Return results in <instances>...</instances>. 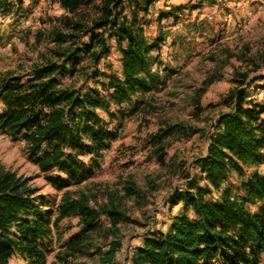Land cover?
<instances>
[{"label":"trees","instance_id":"obj_1","mask_svg":"<svg viewBox=\"0 0 264 264\" xmlns=\"http://www.w3.org/2000/svg\"><path fill=\"white\" fill-rule=\"evenodd\" d=\"M157 1L59 0L64 13L53 16L45 33L37 35L39 42L42 34L47 37L46 49L27 67L0 71V131L23 140L49 183L63 191L59 202L50 200L28 177L0 167V264H11L15 254L27 264H262L264 101L253 99L250 87L261 81L255 87L264 88V73L251 78L261 66L256 60L234 73V85L224 98L228 108L204 133L206 152L194 162L199 171L183 169L184 186L169 194L170 207L181 205V211L171 215L165 229L148 230L123 262L118 257L123 248L119 222L130 219L124 201L146 198L149 192L134 178L120 190L108 188L102 199L74 189L102 165L127 117L152 110L147 94L163 82L161 71L169 69L160 60L169 31L161 27L155 37L147 31L146 16ZM219 1L172 5L159 10L157 19L162 24L173 17L177 23L187 8L191 13ZM25 2L0 0L1 18L12 17V24L25 19L30 13ZM185 27L187 34L171 40L183 55L193 49L189 33L204 36L213 30L206 18ZM113 47L120 53V66L103 69L102 60ZM81 78L85 83L78 85ZM215 79L207 78L205 88ZM200 131L186 122H166L147 135L146 143L166 165L167 144L174 136ZM233 173L238 185L231 180ZM72 216L78 217L79 229L49 261L54 228Z\"/></svg>","mask_w":264,"mask_h":264},{"label":"rangeland","instance_id":"obj_2","mask_svg":"<svg viewBox=\"0 0 264 264\" xmlns=\"http://www.w3.org/2000/svg\"><path fill=\"white\" fill-rule=\"evenodd\" d=\"M196 1L160 0L152 5L146 16L149 21L148 35L155 37L161 27L170 33L160 51L162 68L169 69L161 71L163 82L147 94L152 110L142 116L139 113L128 116L119 138L105 152L102 165L86 182L74 187L86 191L93 199L96 195L102 199L108 188L120 190L126 180L134 178L149 192L146 198H127L124 201L130 219L119 222L123 241V248L118 255L121 262L133 245L143 241L148 230L165 229L171 215L181 211V205L170 207L169 194L172 189L184 186L183 169L191 174L199 171L194 162L197 156L206 152L207 139L204 133L213 129L219 113L228 108L224 98L234 85V73L246 69L247 62H252L250 59L261 64L258 70L252 72L251 78L264 73V0H220L215 5H202L191 13L187 8L177 23L173 17H165L162 24L159 23V10ZM25 6L30 9L29 16L16 24H12V17L0 16V71L21 69L27 67L31 59H37L48 46L45 34H42L43 40L38 41L39 31L45 33L52 23L51 18L65 11L59 0H26ZM204 18L213 27L211 34L200 36L189 33L193 49L183 55L179 48L171 44L172 38L187 34L185 25L189 21ZM119 58V51L113 47L107 58L102 60V68L112 66L118 69ZM210 76L216 79L205 88L204 81ZM84 83V78L78 80V85ZM92 83L93 80H90L89 84ZM258 83L263 82H255L250 87L252 98L264 101V88L255 87ZM172 121L186 122L201 128V131L188 137H172L167 144V164L164 165L158 160L154 148L147 145L146 137L166 122ZM173 166L179 168L175 173L170 170ZM0 167L28 177L48 199L60 201L63 191L49 183L46 173L30 158L25 142L13 139L1 131ZM259 168L264 171V165ZM230 177L236 185L239 184L236 173ZM105 220V225H110V220ZM78 222V217L72 216L54 228L53 242L47 250L49 261L56 258L71 235L79 229ZM102 243L101 240L97 241V244ZM86 258L94 259L96 255H88ZM11 264H27V261L15 254Z\"/></svg>","mask_w":264,"mask_h":264}]
</instances>
